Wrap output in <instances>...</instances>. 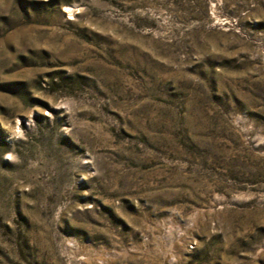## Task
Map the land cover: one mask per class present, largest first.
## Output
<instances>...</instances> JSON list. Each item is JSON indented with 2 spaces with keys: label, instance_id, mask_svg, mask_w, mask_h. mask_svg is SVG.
I'll return each mask as SVG.
<instances>
[{
  "label": "rangeland",
  "instance_id": "374dc122",
  "mask_svg": "<svg viewBox=\"0 0 264 264\" xmlns=\"http://www.w3.org/2000/svg\"><path fill=\"white\" fill-rule=\"evenodd\" d=\"M0 264H264V0H0Z\"/></svg>",
  "mask_w": 264,
  "mask_h": 264
}]
</instances>
